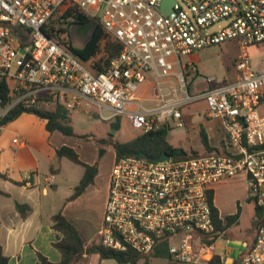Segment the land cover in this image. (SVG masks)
I'll use <instances>...</instances> for the list:
<instances>
[{
	"label": "built area",
	"instance_id": "2783aa9c",
	"mask_svg": "<svg viewBox=\"0 0 264 264\" xmlns=\"http://www.w3.org/2000/svg\"><path fill=\"white\" fill-rule=\"evenodd\" d=\"M163 1L0 0V124L17 106L59 104L70 112L96 106L101 120L125 118L146 133L168 121L181 126L183 107L203 101L207 116L222 122L223 152L164 162L115 159L99 237L103 247L141 256L167 241L168 259L154 261L207 264L214 258L215 242L207 236L216 185L243 177L248 197L264 208V59L255 68L240 54L234 80L207 77L208 87L191 94L197 70L189 57L226 42L241 51L264 44V0H174L167 14L161 13ZM70 6L120 44L104 72H94L90 62L49 36L61 27L72 42L78 25L61 17ZM148 77L157 92L151 107L137 96ZM168 82L178 86L166 89ZM34 176L26 174L24 181ZM240 262L264 264V226L256 227Z\"/></svg>",
	"mask_w": 264,
	"mask_h": 264
},
{
	"label": "crops",
	"instance_id": "0c3cea01",
	"mask_svg": "<svg viewBox=\"0 0 264 264\" xmlns=\"http://www.w3.org/2000/svg\"><path fill=\"white\" fill-rule=\"evenodd\" d=\"M219 49L225 57L230 56L226 65L228 80L232 81L237 75L235 61L241 47L235 42H226ZM189 60L197 70L191 87L194 86L197 92L202 91L208 85L204 81L207 77L199 82L196 80L200 74V57L194 54ZM174 84L168 82L167 86ZM137 96L146 107L156 105L157 92L151 77L140 85ZM45 124L44 120L35 115L22 114L0 129V174L6 176V179L0 178V245L9 260L8 264H39L37 254L53 263L61 261V254L53 246L57 233L52 229L51 218L57 213H61L76 227L86 247L100 243L99 231L110 173L100 179V164L96 161V153L101 145L108 142L104 136L105 129L99 137L89 134L90 131L80 134L91 135L86 140L67 137L59 132L50 133ZM184 124L187 125L185 144L170 143L173 147L203 153L199 135L200 127H203L210 146L223 152L225 132L222 122L207 116L205 103L203 115L199 113L194 117L182 109L181 126H177L183 127ZM173 132L169 130L168 141L173 137ZM14 139H17V143L13 142ZM196 140L200 150L194 146ZM63 146L73 148L83 163L97 166L93 183L73 200L68 199L83 177L84 168L66 158L57 157L56 151ZM26 174L35 175L29 183L24 181ZM50 176H53L51 183L47 182ZM247 197L248 188L243 177L221 182L213 188V205L223 221L227 216L236 214L237 207H240V216L234 226L243 220L245 211L248 213L247 204L250 203ZM15 203L29 206L31 211L26 218L17 212ZM253 217L249 219L246 233L239 232L229 237L230 227L224 237L215 241L214 257H219L222 264H233L252 246L256 229L253 227ZM106 261L109 260H102L98 254H84L78 264H103ZM111 261L116 264L114 260Z\"/></svg>",
	"mask_w": 264,
	"mask_h": 264
},
{
	"label": "trees",
	"instance_id": "16d2710c",
	"mask_svg": "<svg viewBox=\"0 0 264 264\" xmlns=\"http://www.w3.org/2000/svg\"><path fill=\"white\" fill-rule=\"evenodd\" d=\"M62 18L73 19L74 24L78 26L91 25V20L84 13L79 11L76 7L70 6L66 12L61 16ZM70 23V24H72ZM55 25V23H52ZM69 24V25H70ZM68 25V26H69ZM49 33V36L54 37L58 42L66 46L69 51L83 62H92L91 67L96 73L104 72L109 66L110 62L115 59L120 51L119 43L111 39L103 31L100 25H97L90 36V38L81 47L73 46L71 41L65 37V31L58 27L56 34ZM102 45V49H101ZM103 53L98 58L100 53ZM98 58V59H97ZM22 114H32L41 120L45 121V128L48 132H59L64 136L75 139H88L91 135L77 134L73 127L71 112L59 104L52 106H42L39 109L22 108L17 106L13 108L1 122V128L19 118ZM121 119L116 118L111 120V129L118 131L121 126ZM170 128L168 125H161L158 128L149 131L141 132L136 138L125 143H116L115 159L124 156H135L143 153L149 159H156L162 155H168L172 159H179L184 157L200 156L211 153H222L221 150L210 146L207 134L203 127H200L199 135L203 153L184 150L183 148L173 147L167 137ZM110 136H112L110 132ZM58 158H66L74 164L80 165L84 168V174L79 184L75 187L72 196L68 200H73L81 195L84 190L93 183L94 177L97 174V166H89L83 163L77 152L68 146H63L56 151ZM0 178L6 179V176L0 174ZM25 184V183H24ZM1 194V192H0ZM248 203L254 204L255 215L253 217V227L264 226V208L257 206L250 197H247ZM211 216L213 223V231L207 236L208 242H215L218 238L224 237L228 229L234 226L240 216V207H237V212L234 215L227 216L223 221L218 210L213 205V191L210 193ZM15 208L22 218H26L30 213V208L27 205L15 203ZM52 229L57 233L54 248L61 254V261L53 263L47 260L41 254H37L39 264H78L84 254H98L102 260H114L116 264H153L157 258L168 259V242L161 241L153 251L147 256H141L131 249L126 251H118L103 247L99 244H92L85 246L76 227L67 220L61 213L55 214L52 218ZM8 258L3 254L2 246L0 245V264H8ZM210 264H222L219 257H214ZM233 264H241L240 259Z\"/></svg>",
	"mask_w": 264,
	"mask_h": 264
},
{
	"label": "rangeland",
	"instance_id": "374dc122",
	"mask_svg": "<svg viewBox=\"0 0 264 264\" xmlns=\"http://www.w3.org/2000/svg\"><path fill=\"white\" fill-rule=\"evenodd\" d=\"M93 32L92 26L90 24H86L83 26L75 27L72 35V42L74 46L80 47L81 44H84L91 36ZM66 39L68 38L65 35ZM70 39V38H69ZM71 41V39H70ZM220 46L212 47L209 49L202 50L198 52L196 55L200 57V62L198 66L200 67V74L196 79L199 82L203 77L212 76L216 78V83H222L223 81L228 80V71H227V61L230 56L226 55V57L220 52ZM102 49V45H101ZM240 54H246L248 58L251 60L253 67L257 68L259 65V61L264 58V44L258 46H249L246 48L245 51H240ZM103 53L101 52L98 56L101 57ZM97 58V59H98ZM92 62L90 61V64ZM177 87V84H174ZM172 87V85H166L165 88L168 89ZM190 93L194 94L197 93V90L192 86L190 88ZM179 94L182 95L181 92ZM184 112L186 114L197 116V114L203 115L204 113V102L200 101L194 104H190L189 106L183 107ZM104 115L107 117L110 115V112L104 110ZM72 124L77 132V134H86V132H91L89 134H94L95 136L99 137L101 135V131L105 129V138L108 140L106 144L101 145L100 148L104 150L102 156H99V150L96 153V161L100 164V179H104L108 176L111 172V168L114 163V154L115 148L114 146L116 143H125L133 140L139 134H141V128L136 125L130 123L125 118L121 119V126L118 131H114L112 136H110V132L112 131L110 125L112 121H103L99 117L98 109L96 106H90L89 108L85 109L84 107L79 108V110H74L71 112ZM179 121H168V125L171 131L173 132V137L169 140V143L173 145H182L185 144L186 138V130L187 125L184 124L183 127H178ZM2 132V131H1ZM194 146L198 150H200L199 143L197 140L195 141ZM99 148V149H100ZM230 193V192H229ZM248 213H244L243 220L240 222L238 226L231 227L229 237L231 235H235L239 232L246 233V228L249 225V219L253 215H255L254 204L250 203L247 204ZM103 264H115L113 261L109 260L104 262ZM142 264V263H139ZM153 264H162L160 261H154Z\"/></svg>",
	"mask_w": 264,
	"mask_h": 264
},
{
	"label": "water",
	"instance_id": "95a60500",
	"mask_svg": "<svg viewBox=\"0 0 264 264\" xmlns=\"http://www.w3.org/2000/svg\"><path fill=\"white\" fill-rule=\"evenodd\" d=\"M174 4V0H164L163 3H162V6H161V13L162 14H167L172 6ZM111 133H113V130L111 131ZM105 141H103L104 143ZM116 145L114 146V148L116 149ZM104 153V150L102 148L99 149V156L101 157L102 154ZM136 157H139V158H144V159H149L145 154L143 153H140V154H137L135 155ZM170 159V157L168 155H162L156 159H149V160H152L154 162H164V161H168Z\"/></svg>",
	"mask_w": 264,
	"mask_h": 264
}]
</instances>
